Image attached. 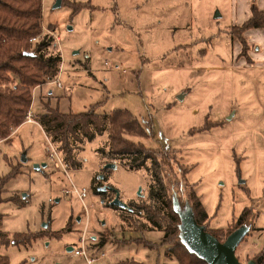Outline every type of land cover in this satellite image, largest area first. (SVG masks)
I'll return each mask as SVG.
<instances>
[{
    "label": "rangeland",
    "instance_id": "374dc122",
    "mask_svg": "<svg viewBox=\"0 0 264 264\" xmlns=\"http://www.w3.org/2000/svg\"><path fill=\"white\" fill-rule=\"evenodd\" d=\"M56 1L43 0L42 28L62 56L54 81L63 86L44 77V84L32 87V122L0 140V175L11 174L12 165L20 170L5 186L4 197L15 198L0 205L3 230L10 236L48 232L31 242L1 246L0 254L10 264H89L68 251L84 238L89 256L105 254L94 264H180L164 245L145 244L163 237L145 210L157 184L153 175L162 177L169 196L170 179H182L183 194H195L205 207L208 219L200 225L188 201L177 206L190 250L209 259L195 234L208 226L224 241L240 214L252 208V228L236 256L247 264L262 253L264 28H247L244 22L253 3L264 11V0H62L55 7ZM66 1L88 5L73 14ZM47 104L65 113L90 107L101 115L130 110L145 132L129 138L152 149L159 161L168 150L176 174L168 177L170 165L162 170L161 162L160 170L149 162L131 169L128 159L110 155L108 130L79 142L82 166H67L37 121ZM51 146L59 159L50 157ZM42 163L46 166L35 168ZM106 163L117 167L104 168ZM99 173L106 175L101 185L117 188L134 208L133 217L101 204L114 198L112 191L105 196L90 191L100 183ZM73 185L85 187L87 195L78 197ZM138 223L149 230H138Z\"/></svg>",
    "mask_w": 264,
    "mask_h": 264
},
{
    "label": "trees",
    "instance_id": "16d2710c",
    "mask_svg": "<svg viewBox=\"0 0 264 264\" xmlns=\"http://www.w3.org/2000/svg\"><path fill=\"white\" fill-rule=\"evenodd\" d=\"M66 2L73 7V14L88 5L77 1ZM90 7L95 8L91 4ZM250 9L251 16L244 22V26L264 28V11L259 9L257 3H253ZM42 25L43 0H0V140L9 138L17 128L25 123L32 105L31 88L44 84L46 82L44 77L54 80L59 73L62 56L54 51V37L44 33ZM38 36L40 38L36 41L31 40ZM30 52L32 54H28ZM44 108L45 112L39 114L37 121L46 131L48 138L51 137L49 139L57 146L67 166L72 168L82 166V161L78 156L79 142L92 141L97 135L108 130L112 145L110 155L114 158L128 159L131 169L142 168L149 162L154 169L160 170L161 162L162 167L164 166L162 170L170 165L169 169L172 172L168 174V177L176 174L168 150L163 151L159 161L152 149L135 143L129 138L131 135L145 132L139 119L130 110L118 108L109 114L101 115L95 107L79 113L61 112L58 107L53 108L50 104ZM146 131L148 132V129ZM19 173L20 170L12 165L11 174L0 175V205L15 198L4 197L5 186L11 177ZM186 173L183 174V178H186ZM153 177L157 184H153L148 202L150 205L146 206L145 210L149 214L148 220L163 230V237L160 243L147 240L145 244L152 249L164 245L166 251L170 250L175 253L180 264H210L206 258L190 250L183 241L180 227L181 214L174 205L176 199L179 200V204L188 201L196 222L204 225L208 214L200 198L195 194L185 196L181 189L183 181L178 180L177 177L176 180L170 179L171 195L169 196L162 177L159 175H153ZM122 211L127 217H133V210L124 209ZM254 214L252 208H246L237 218V227L232 232L242 226H248L251 230ZM3 218L4 214L0 211V247H7L12 242L17 244L31 242L45 236L48 232L46 230H43L44 233L29 232L28 235L16 232L10 236L3 230ZM146 226V223H138L137 228L142 231L149 230ZM69 230L70 228H66L64 232ZM204 230L219 241H223L213 230H209L208 226H205ZM53 235L55 236V233ZM104 243L105 239H102L99 246ZM261 252L251 259L254 264H264V248ZM0 264H10L9 257L0 254ZM119 264L143 263L132 260L131 262L122 261Z\"/></svg>",
    "mask_w": 264,
    "mask_h": 264
},
{
    "label": "water",
    "instance_id": "95a60500",
    "mask_svg": "<svg viewBox=\"0 0 264 264\" xmlns=\"http://www.w3.org/2000/svg\"><path fill=\"white\" fill-rule=\"evenodd\" d=\"M62 0H57L55 7L61 5ZM32 54V52L28 53ZM46 166V163L35 164V168L40 170ZM107 168H116L117 165L114 163H109L106 165ZM112 204L119 206L120 208L126 209L129 208L128 203L124 202L120 198V193L117 191L116 197L112 200ZM179 202L176 199L174 205L178 206ZM178 210V209H177ZM179 211V210H178ZM180 212V211H179ZM181 214V213H180ZM48 225L45 224L44 227ZM181 227V225H180ZM205 228V226H204ZM199 231L195 234L196 245L199 249L205 250L209 254L208 262L210 264H242L236 256V249L241 243L242 239L248 233L249 227L242 226L232 232L224 241H219L215 237L209 235L207 232ZM182 236V235H181ZM74 247H68V251L72 252ZM203 257V256H202ZM247 264H254L252 261H249Z\"/></svg>",
    "mask_w": 264,
    "mask_h": 264
},
{
    "label": "built area",
    "instance_id": "2783aa9c",
    "mask_svg": "<svg viewBox=\"0 0 264 264\" xmlns=\"http://www.w3.org/2000/svg\"><path fill=\"white\" fill-rule=\"evenodd\" d=\"M31 40L34 41V40H36V38H32ZM51 83L56 84L58 87H62L63 86L62 83L60 81H58V80L57 81H54L53 80V81H51ZM26 122H32L31 112L28 113ZM53 148L51 146L50 157L57 159L58 158V153ZM67 192H69V190H67ZM71 192L75 193L81 199H83V197H85L87 195V189L85 187L78 188L75 185H73V189L71 190ZM72 254L74 256H84L87 259V261H88L89 264L97 263L99 260H101L102 258L105 257V254L104 253H102L100 256H97L96 258L89 256L87 254L86 244H85L84 238H82V240L80 242V245L75 246L73 248Z\"/></svg>",
    "mask_w": 264,
    "mask_h": 264
},
{
    "label": "flooded vegetation",
    "instance_id": "af4514ba",
    "mask_svg": "<svg viewBox=\"0 0 264 264\" xmlns=\"http://www.w3.org/2000/svg\"><path fill=\"white\" fill-rule=\"evenodd\" d=\"M109 164V163H106L104 165V168H107L106 165ZM97 178L99 179L98 184H92L91 188H90V191H97L98 193H101V194H105L107 191H112L114 193V198L116 197V194H117V191H119L117 188L113 187L112 185H101V182H104L106 180V175L103 174V173H99ZM120 193V191H119ZM105 196V195H104ZM112 198V200L114 199ZM120 198H121V194H120ZM112 200H109L107 201L106 199H101V204L103 205H111V206H114V207H119V206H116V205H113L112 204ZM129 205V204H128ZM126 209H129V210H133V207H131L129 205V208H126ZM72 247H75V246H72Z\"/></svg>",
    "mask_w": 264,
    "mask_h": 264
},
{
    "label": "crops",
    "instance_id": "0c3cea01",
    "mask_svg": "<svg viewBox=\"0 0 264 264\" xmlns=\"http://www.w3.org/2000/svg\"><path fill=\"white\" fill-rule=\"evenodd\" d=\"M103 264H109V263H103Z\"/></svg>",
    "mask_w": 264,
    "mask_h": 264
}]
</instances>
